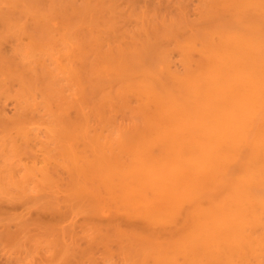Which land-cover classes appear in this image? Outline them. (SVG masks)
<instances>
[{"label": "bare ground", "instance_id": "obj_1", "mask_svg": "<svg viewBox=\"0 0 264 264\" xmlns=\"http://www.w3.org/2000/svg\"><path fill=\"white\" fill-rule=\"evenodd\" d=\"M221 1L225 9L222 7L221 3L217 2V11L222 9L220 11L222 14L217 12L218 15L214 18V20L208 22V24L210 23V25L207 24L208 27L206 25V27L202 26L201 30L193 33L198 40L196 37H191L190 32H187V34L183 37L184 39L182 38L183 43L184 41L186 42V39H188L186 45H183L182 42L179 44V48L181 47L183 49H181L182 51L185 50L188 52H183V55H189L190 53L192 54V52H196V55H199L197 64L187 66V69H190H185L184 73L181 72L178 74V71V73H175V70H172L171 65L169 67V69L171 68L170 70L168 68L166 69V66H162V69L161 66L153 67L150 65L151 61L154 60L156 63L158 59L161 57L163 58L161 55L159 56L160 58H156V60L155 57H157L158 53H152L156 56H150V54H148L149 60H151L150 57H152L151 61H147V54L144 55L142 53L144 55L143 59L145 58V61H143L141 58L142 56L139 57L137 54L136 56L140 59L133 56L129 58L126 53H124L126 56L122 53L123 55L119 54V56L121 55L120 57H114V60H118L119 58L121 60L118 61L121 62L117 63L116 60L110 61V58H107L112 63L107 66L104 65L105 60L103 57L102 60L99 58L101 55L96 54L98 55L97 58H99V60L97 59V65L91 68L84 65L83 69H80L82 72L79 69L76 70L78 71V78H82L84 75L87 76L88 79L84 77L82 78L83 80L79 78L80 81H78H86L87 85L81 82L83 85L85 84V87L93 83L98 85H111V88L109 86L108 88L105 85H100L103 89H101L100 86L97 87L95 84L90 85L91 88H89V90L92 92V95H94L95 92H98V90H103V93H105L106 91L104 92V90L106 87L108 88L106 90H110L113 88L112 86L115 88V84H117V87H120V89L126 93L120 92L118 94L116 91L115 93L117 94L113 95V92H110V94L112 93V96H120L121 93L126 95L132 94L133 96L136 95L140 98V103L142 104L141 107H143V109L139 108L142 110L141 112H144L143 114L145 116L144 123L143 119L142 121L140 120V127H138L140 125L138 122L137 126L135 124L133 125L134 127L132 126L129 128L130 131L129 129L126 131V135L124 133L125 136L119 131L118 133L120 136L122 135L121 137L119 135L118 137L117 135L113 136L114 134H111L113 131L108 134L110 137L112 136L111 138L109 136L107 137L106 134L104 136L102 133L104 131V127L106 132H108L107 129L110 127L108 125H111L110 123H112V116L108 112L109 118L106 117L107 111L105 108H108L110 101H113L114 98L111 99L112 96L105 93L108 98H111L105 99L106 96L104 94L102 96L101 94L100 96L102 98L99 97V99L101 98L100 101L97 102L96 99H98V97H95L96 99L93 98V101L91 95H88L87 93L89 91H84L85 89L82 88L83 85L80 83L82 85L80 86L78 83L77 87L80 86V88H82L81 90H83V92L80 90L81 93L78 91L79 94H81L80 96L82 97V95L85 94L86 96H90L88 98L91 99H88L85 95L83 96L88 99L87 101H90V105L86 106V104L82 103L84 99L83 97L81 99L79 96L81 103L78 102L79 98L77 101L73 97L74 101L76 100V102L79 103L78 106H80V108L77 106L74 107L77 110L80 109L82 112L81 116H83L84 121L88 122L89 125L85 124L84 121L79 122L81 124L83 123V125L78 123L77 125H80V127H78L79 130H76L77 121H81L82 119L79 117L81 119L79 120L75 117V119H77L76 123H70V125L74 124L70 127H74L75 129H73L75 132L79 131L77 134L72 132V134L75 135V138L78 136L82 141H86V139L83 138L85 135L88 136L87 140L90 141L88 143H91V138L94 140V143L92 142V144H89L91 145V148L87 147L85 143L81 144V148L78 144H75V147L73 143L71 144L72 147L69 146L70 148H67V153L69 152L68 155L70 158L72 157L77 164H75V162L68 157V160L65 158L67 160L66 163L71 161L70 165L73 164L71 167H76V165H78V168L76 169L81 170L80 174L84 175L83 177H85V179L83 178L82 180V178H79V181L76 179L75 182L78 181L84 185V189L81 188L82 185L78 182V184H74L73 177L76 176L75 174H79L75 173V171L67 176L69 178L72 175V177L69 178L70 180L67 178L69 184L66 182V179L64 182L71 186L76 184L81 185L80 187L73 186L75 189L73 191L75 192L79 188L77 191H80L81 194H83V190L85 191L87 187L91 188L92 191L95 188L96 192L93 191V193H95L94 195H97L96 198L98 200H92V198H95L92 195H89V197L86 196L89 201L95 202L93 203L96 204V207H94V204L91 202L93 210L97 211L98 207L99 211L100 205H104L106 203L107 207H103L107 208V210H113L114 208V211L109 210L112 212L110 215L116 212V214L113 215L114 218L117 214H119V210L120 212L124 211V213L127 212L128 214L130 210L134 208L137 212H139L138 216L141 214V218L144 219L142 224L145 226L148 225L151 227L154 225L156 227L161 225L160 227H162L161 229H163V232L164 229L169 226L164 233L159 230L160 228L158 229L159 231L157 230V233H154L151 232V228L153 227L146 228L147 226L145 227L143 225V227L146 228V231L145 229L144 231L148 232V234H145V232L142 231L143 227L139 228L137 226H130L132 221H128L126 224L130 226L129 229L133 228V230L131 229L133 232L131 231V234H128L129 229H125V227H123L122 235H120L117 233L119 225H114V221V227L117 226L118 228L115 227V229L112 226V232L114 233L112 237L114 238V236L117 237L119 235L117 237L118 240L116 238L114 239L117 241H114L113 238L110 240L108 236H111V231H109L111 233H109L110 235L107 237H105L108 234L106 231L105 234L103 233L105 236H100L101 239L103 238L104 240H107L105 241L106 245L109 244V242H111V244L118 242L114 243L118 245L120 244L119 241L121 242L123 239L125 240V237L122 238V240H119V238L121 239V236H131L132 240L130 241L133 243L129 242V244H131V249L129 248L130 252L128 253V256H130L129 254L131 252L133 254L134 251L138 254L141 253L142 256H139L140 258H135L136 260H139L137 264H140L141 262L142 264H150V261L152 262L151 264H264V0ZM225 10L226 13H223ZM251 10H254L253 13L256 16L252 17ZM227 11L234 13V15H230L229 18L225 15L227 14ZM219 14L223 15V17ZM220 18H223V20H220ZM211 24L213 26H211ZM80 50L85 52L86 48L82 46ZM83 52L81 57L87 54L88 49L87 52ZM133 53L135 54V52H132L131 54ZM191 57L192 56L190 55V59ZM125 58H128L127 61H124L126 60ZM131 59L134 60L131 61ZM189 60L187 59V64H190ZM193 60L196 62L194 57ZM164 62L166 64V61ZM98 64H100V66H98ZM91 69L93 70V72H91L93 73L92 75H90V71H92ZM83 70L88 71L84 74ZM95 70H97V73ZM81 73L84 75H81ZM94 73L96 75H94ZM91 77H94L95 80ZM98 81H101L100 84ZM96 88L99 89L96 91ZM92 89L94 90V94ZM121 96L123 97V95ZM124 98L125 95L121 98L123 99L122 102L124 101ZM91 100L94 103L96 100V103H92ZM74 101L71 102L77 105ZM125 102L127 101L125 100ZM106 103H108L107 106H105ZM71 104L72 103H70L69 106L72 107L73 105ZM98 104L101 106H98ZM66 105L68 106V103ZM66 105L64 104L65 108ZM82 105L87 107L85 108L84 106L85 109H83L85 111H89L87 110L89 108L91 112L93 110V114L91 113L92 115L95 114L94 109L96 107H101V109H96L102 110L99 111L101 112L100 114H103V118H107V120L104 119V121L106 120V123L101 120V125H103V127H101L99 121V123L96 121L97 124H99L97 126H94V124H96L95 121L94 124H91L90 111L88 112L89 116H87L85 114L86 112H83ZM98 110L95 112L99 114ZM64 111L67 112L66 109ZM79 112H77L78 116L80 115ZM84 114L87 117V120L85 119ZM98 114H96L97 116L94 115L97 119H99ZM75 119H71V122ZM93 119L96 120V118ZM93 119L91 120L93 121ZM62 120H64V118ZM64 122L61 121V123H63L62 125H64ZM107 122L110 123L107 125ZM90 124V128L93 129V135L92 132H87L90 131V128L86 127V125L90 126ZM106 125L108 127H106ZM98 126L103 128V131H101L102 134L100 131L97 132L100 136L96 133L99 129ZM85 127L88 130H85ZM65 128H67L68 131L69 127ZM62 131L64 130L62 129ZM128 131L129 133H127ZM82 132L84 134H82ZM116 132L113 133L117 134ZM66 135L68 136V134ZM60 136L62 137V133ZM102 136H104V139L106 138L105 141ZM122 137L125 140H122ZM109 139H111L112 142L114 141V143H112ZM71 141L73 142L72 139ZM117 141L119 142L117 143ZM62 142L64 143V141ZM60 150L61 152L65 151L63 148ZM62 154L65 153H61L60 155ZM62 157L63 155L61 158ZM66 172L68 173V170ZM86 176L89 177L91 181L89 178L86 179ZM104 176L107 177V179H104ZM98 177H100V179ZM101 178L104 180V183H102L103 180ZM95 179L102 181H98L99 184H97ZM85 180L87 182L89 180L88 184L91 182L99 185V188L101 186L103 190L109 191V193L101 194V192H103L101 189L95 187L94 184L91 186L84 184ZM59 181L61 180L59 179ZM103 184L107 188H104ZM71 186L68 189H71ZM110 187H114V189H110ZM89 188L87 191L90 190ZM111 190L115 193L114 198L112 197L114 194ZM64 191H66V189H64ZM92 191L90 194H93ZM80 192H78V194ZM116 192H119V194ZM85 195L88 194L86 193ZM104 195L106 199L109 198V195H112L111 199L109 198L107 200H111L112 202L114 201L113 203L116 204L109 201L111 204L110 208L109 202L106 199H103ZM66 196L67 198L72 197V194L71 196ZM99 197L101 199H99ZM80 198L84 199L85 197L81 195ZM102 199V202H105L104 200H106L108 203H101L100 201ZM117 199L119 200L118 202H116ZM121 199L126 201L128 205L124 201L121 202ZM88 200L85 201L90 203ZM97 201H99L98 205ZM75 203L76 201H74V204ZM118 205L120 208L128 207L126 208L128 210L130 208L129 212L125 209L121 210ZM98 211L97 213L100 214ZM131 216L133 217V215ZM132 217L130 220L134 218ZM105 224L106 225L104 226H108L107 223ZM126 224L125 226L128 227ZM51 225L52 224L49 226L51 227ZM102 225L99 226V231L97 229L95 230V226H93V231L95 230L94 232H96V234L97 232H104L103 228H100ZM86 227L88 226L86 225ZM112 227H110V229ZM42 229L45 231V228ZM90 229L92 230V227ZM107 229L109 230V228ZM135 229L136 231H134ZM147 229L149 231H147ZM49 230L50 229H48L47 232H51L50 236L55 232L59 233L57 231L53 232L52 230ZM88 230H84L87 231V233H83L91 235V233L88 234ZM123 230H126V232H123ZM139 230L143 233L137 232ZM149 232H151V234ZM124 233L125 235H123ZM42 234L43 233L40 235L42 236ZM55 234L53 236H55ZM92 235L90 237L88 236L89 239H87L86 236H83L86 240L91 241ZM56 236H58V234ZM98 237L99 236L95 238L93 236L92 242L94 243V246H96V244H98L101 240L100 238L97 239ZM43 238H46V236ZM73 238H76L75 235ZM51 239L50 243L52 242ZM80 239L82 240V238ZM80 239L78 240L80 241ZM59 240L57 241V244H53V246H58V242L62 245L61 240ZM74 240H76V244L75 242L72 243V241L71 243L76 246L72 245V247H76V249L83 247L80 244L78 248V240ZM95 240L96 244L94 242ZM104 240L102 242H104ZM124 240L120 246L127 244L126 240ZM102 242H100V244ZM60 244L59 246L61 247ZM100 244L98 245L100 246ZM137 244L139 247H137ZM65 245L67 244H64L63 246L65 247ZM90 245L91 247L87 246L89 251L94 247L91 242ZM134 246L138 248L137 251L136 249L132 250ZM69 247L70 245L66 248ZM87 247L85 248L84 246L81 249L84 250L85 248L87 250ZM110 247L112 246L110 245ZM120 248L123 251L125 246L124 248H122V246ZM59 250L62 249L60 248L58 251ZM66 250L68 252V249ZM66 250L64 248V251ZM73 250H70V252ZM86 250L83 252L80 251L83 258L85 256L84 254L91 255V252L89 253V251ZM101 250L103 251L102 248ZM107 250L108 249H106L105 253L107 252L108 254ZM70 252L69 258L74 256L73 253H75V251L73 253ZM80 252L77 253L79 254ZM93 252L94 251H92V253ZM113 253L115 255V252ZM138 254H136V256H138ZM62 255L64 256L65 253ZM93 255L94 254H92V256ZM65 256V258H68V255ZM76 256H79V259H83L80 257V254ZM86 257L88 259V256ZM131 257L133 259L134 256ZM141 257L143 258L141 259ZM89 259L92 258L89 256ZM140 259L142 261H140Z\"/></svg>", "mask_w": 264, "mask_h": 264}, {"label": "rangeland", "instance_id": "obj_2", "mask_svg": "<svg viewBox=\"0 0 264 264\" xmlns=\"http://www.w3.org/2000/svg\"><path fill=\"white\" fill-rule=\"evenodd\" d=\"M217 2L221 3V5L223 4L221 0H0V264H137L138 263L139 260L138 259L136 260L135 258H140L139 256H142L141 253L139 252L140 250L138 251L140 254L135 253L134 251L133 254L131 252L129 254L130 256H128V253L130 252L129 248L131 245L129 244V242L133 243L132 241H130L132 240L131 236L127 237L126 235L123 237L121 236V239L119 238V240H122V238L124 237L125 240L128 238L127 239L128 241L126 240L127 244L124 243L126 245H121L122 248H124L125 246L124 248L125 252L124 249L122 251L120 248L121 247L120 244L123 242L124 239L121 242L119 241L120 243L118 244L119 246L117 244H114L118 242H114L112 243L113 244L112 245L111 242L109 241H108L109 244L106 245L105 241L107 240L106 239L104 240L102 238L104 240V242H102L103 240L100 238V236L101 237L105 236L104 235L105 231L108 232V234L105 237L110 235L109 233L112 232L114 225H119V230L117 233H119L120 235H122L123 227H125V229L127 228L129 229L130 226L133 227L137 226L139 228H142L144 225L142 224L144 222L143 221L144 219L141 218L140 216L141 214H139L138 216L139 212H137L134 208H132V210H130L129 208L130 210L129 212V210L126 209L128 207L120 208L118 205V207L121 210L122 209L128 210L129 213L128 214L127 212L124 213V211L120 212V210L118 209L119 212L118 211L117 212L119 214H117L113 218V215L116 214V212L110 215V213H112L110 212L112 209L111 210L109 209L110 210L109 211L107 210V208L103 207V206L107 207L105 202L108 201L107 199L109 198L111 199L112 195H109V198L107 199L105 195L103 196V199H106L107 201L104 200L105 202H102L103 199L100 201L101 203H105V204L100 205L99 211L97 207V211L100 213L98 214L96 210H93V205L91 204L92 201H89L87 199L89 195L95 197L92 198V200L95 201V199H97L96 198L97 195H94L95 193H93V191H95V188L93 187L94 190L92 191L91 188L89 187L86 188V186L87 185L91 186L92 184H94L95 187L103 191L101 192V194L109 193V191L103 190L101 186L99 188L98 187L99 185H96L95 183L90 182V184H88L90 178L87 176L86 179L89 178V180L88 182L85 180L84 184L87 185L85 186L86 188L85 191L83 190L82 192L83 194H81L80 191H77L79 189L78 187H77L78 189L76 190L77 192L73 191L75 190L73 186L80 187L82 185L81 183L78 182L79 181L78 179L82 178L83 180V178L85 179V177H83L84 175L80 174L81 170L76 169L78 168V165H76V167L73 166L74 167L73 168L71 167L73 164L70 165L71 161L69 163H66L68 158H70V156L68 155L69 152L67 153L68 151L67 148H70L69 146L72 147L71 145L72 143L74 146L75 144H78L79 147L81 146L82 143L83 144L85 143L87 147H90L91 145L89 144H92V142L94 143V140H92L91 138V143H88L90 141L87 140L88 136L85 135L82 136L83 138L86 139V141L84 139H83L84 141H82L81 138H79L78 136L75 138V135L72 134V132H75L74 131L75 128L73 126L72 127L74 129L70 127L71 125L74 124L70 125V123H76L77 119H75V117H77L79 120L82 119L81 121H77L76 125L79 122L84 121L83 116H81L82 112L80 111V109L77 110L75 108L76 106L80 108V106H78L79 103H81L80 98L82 99V97L85 95L83 94L82 97L80 96L81 94H79V92L80 93L81 91L83 92V90L81 89L84 88L85 89L84 91L91 92L89 90V88H91L90 85L95 84L97 87H99L101 85L100 82L102 81V80L98 81L100 85L93 83V84H89L87 88L84 86L86 84L85 80H84L85 82L81 81L82 83H85L84 85L78 81H80V79L83 80L82 78L84 77L87 78V76L84 74L88 70L87 71L83 70L84 74L81 73V75L83 74L84 77L82 78L79 77L80 79L78 78L79 75L77 74L78 71L76 70L83 69L84 65H86V67L88 66L89 68H91L97 65L99 58L102 59V57L105 60L104 65L107 66L112 64L110 62L111 60L113 61L116 60V59L114 60L115 56H119V54L122 53L123 54L126 53V55H128L127 57L129 58L131 56L135 58H139L140 56H142L141 57L142 59L145 54L147 55L150 54L151 56L153 55L152 53L155 54L158 53L155 59L160 58L159 56L161 55L163 56V58L161 57L160 59H158L156 63L154 60L151 61L152 57H150L151 60H149V55L148 57L146 55V58H148L147 61L152 62V63L150 62V65H152L153 67L161 66V68L162 66L163 67L166 66V69L167 68L169 69L171 65V68L173 71L175 70L174 71L175 73L177 71L179 72V73L177 72L178 74H180L181 72L184 73L185 69L186 70L190 69V68L187 69V66H192L194 64H197L199 60V55H196L197 54L196 52H192L194 56L191 53L189 55L184 54L187 55L184 56L183 52L185 53L187 51L185 50L182 51L183 49L181 47L179 48V44L182 42V38L187 34V32H190L191 37L195 38L196 36L193 33H196V31L198 32L199 30H201L202 26L206 27L209 21L214 20V18L218 15V13H221L220 11L222 9H219L217 11L218 8ZM251 12H252V17L256 16L253 13L254 10H251ZM223 13H226V10ZM232 14L234 15V13L227 11V14L225 15L229 17ZM221 17H223V15H221ZM220 20H223V18L222 19L220 18ZM208 25H210V23ZM211 26L213 25L211 24ZM187 41L188 39H186V42L185 41L184 43L182 42L183 45H186ZM82 46L86 48L85 52H87L88 49L87 54L83 55V57H81L83 51L80 50ZM129 52L131 53L135 52V54L134 53L131 54ZM96 54H99L101 56L97 58L98 55ZM136 54L139 55V57L136 56ZM126 55L124 54V56ZM190 55L192 56L191 59H190ZM193 57L194 59H196V62L193 60ZM107 58H110V61ZM127 59L126 60L123 59V60L127 61ZM162 59L163 60L166 59L164 60L166 61V64ZM187 59L188 60L190 59L189 60L190 64L188 63L189 65L187 64ZM118 60L121 59L118 58ZM118 60H116L117 63L121 62ZM133 60L134 59H131V61ZM143 61H145V58L143 59ZM153 62L156 65H154ZM162 62L164 63V65ZM100 64H98V66H100ZM96 71L97 70H95V72ZM91 72H93V70L90 71V73ZM92 74L93 73H91L90 75ZM94 75L96 74L94 73ZM75 76L77 77V79ZM91 78L94 79V77ZM78 83L80 86L83 85L82 88H80V86L77 87ZM104 85L107 86L106 84H103L101 86ZM108 86L110 87L111 85L109 84ZM115 86H116L115 88L114 86H112L114 89L112 88L110 90H106L109 87L108 88L106 87V89L104 88L105 89L104 92L106 91L105 92L106 94H110V92H113V95H116L117 93L119 94L120 92H124L123 90L120 89V87H117L118 86L117 84H115ZM98 89L99 88H96L95 90L97 91ZM116 91L117 93H115ZM89 92L87 93L88 95L89 94L91 95L92 99L95 97L96 98L98 97L99 99V97H101L100 96L101 94L102 96L103 94L106 96L105 99L108 98V96L105 93H103V90L100 91L98 90V92H95V94L93 90L94 95H97L99 93L97 96H94L92 95V92L91 93ZM124 93L123 94L121 93V95H123V97L125 95L126 98V99L124 98L123 102H122L123 99H121L123 97L121 95H120L121 97L118 95L116 96L117 97L116 98L115 96L111 95L112 93L110 94L112 96V98L111 97L110 98L111 99L114 98V100L110 101L108 108L107 109L105 108V110L107 111L106 112L107 118H109L108 112L112 116L111 119L112 123L107 122V125L109 123L111 124L108 125L110 127L106 125V127H108L107 129L108 132H106L105 127L103 131L102 130L103 128H100L98 126L100 130L94 128L97 130L96 133L99 131L101 133V131H103L102 133L104 134V136L106 134V136L108 137L109 136L108 134H110V132L117 131L116 132L117 134L113 132L111 134L112 135L114 134L113 136L117 135L118 137L119 135L118 131L123 133L122 135H124V133L126 135V131L135 124L137 126L138 122L140 124L138 127H140L141 126L140 122L142 121V119L144 123V119H145L144 118L145 116L143 114L144 112H141L142 110L139 109V108L143 109V107H141L142 104L140 103V98L136 95L134 96L132 94L126 95ZM73 97L76 100L79 98V101L77 100L79 103H77L76 100L74 101ZM85 97L88 98L90 96L85 95ZM85 97H83L84 99L82 103L86 104V106L90 105L89 104L90 101L87 100L91 98L86 99ZM98 99H96L97 102L100 101V99L99 100ZM125 100L127 102H125ZM71 101L76 102L77 105L73 104V102ZM93 101L92 103H94ZM67 103L68 106L66 105ZM70 103H72L71 104L73 105L72 107L69 106ZM64 104L66 105V108ZM100 104H98V106ZM107 104L108 103H106L105 106H107ZM84 106L82 105V109L84 108ZM86 106L85 108H87ZM136 106L138 107V110ZM96 108L101 109V107H96ZM96 108L94 109L95 116H97L96 114H98L95 112L96 110H98ZM65 109L67 112L64 111ZM84 109L83 112H86L85 114L87 116H89L88 115L89 111H90V116L91 117L93 116L92 118L90 117L91 124L92 123L94 124L96 121L97 122L99 121L101 125V120L102 121H104V119L107 120L106 117L103 118L102 116L103 114H100L101 112L99 111L102 110H98L99 119H97V117L92 115L93 110L91 112L90 108L87 109L89 111H85ZM76 110L77 112L79 111L81 112V113L79 112L80 114L79 116ZM63 118L65 122L64 120H62ZM70 118L71 119L74 118L75 122L74 121L71 122ZM93 118H96V120H94ZM85 119L87 120L86 116ZM91 119H93V121ZM106 120L104 121L105 123ZM61 121L64 122V125H62L63 123H61ZM84 122L85 124L89 125L88 122L86 121ZM97 122L96 124H94V126L99 125L97 124ZM91 124L90 126L86 125V127L90 128ZM81 125H83V123ZM64 126L69 127L68 131L67 128H65ZM76 127L77 130L78 127H80V125L79 126L77 125ZM86 127L84 129L88 130ZM101 127H103V125H101ZM62 129L64 131H62ZM92 131L93 129L90 128V131L87 132L90 133ZM129 131L127 133H129ZM77 132L79 131H76L75 133L77 134ZM61 133H62V137L60 136ZM66 134H68L69 137ZM82 134L84 133L82 132ZM98 136H100V134H98ZM104 136L102 137L103 140L105 141L106 138L104 139ZM71 139L73 140V142L71 141ZM122 140L125 139L123 138ZM62 141H64V143ZM118 142L119 141H117V143ZM112 143H114V141ZM62 148L63 150L65 149L66 152L63 150H62L63 152H61L60 149ZM83 149H79V150H83ZM61 153H65L62 154L63 159L61 158L62 156L60 155ZM70 159L74 161L72 157ZM74 162L75 164H77L76 161ZM67 170L68 173L66 172ZM73 171H75V173H79V174H75L76 176L73 177L74 184L78 182L81 185H77L78 183L72 186L68 185L69 183L67 180L68 178L67 176L70 175V173L72 174ZM70 177H72V175ZM98 178L100 179V177ZM59 179L61 181H59ZM76 179L78 181L75 182ZM99 179L97 180L95 179L97 184H99L98 183ZM104 179H107V177H105ZM65 181L68 184L64 183ZM102 183H104V180ZM70 186L71 189L73 187L72 189L73 192L72 191L70 192L71 189H68L70 188ZM83 187L84 185L81 186V188ZM88 188L90 189L89 191H87ZM104 188L107 187H105L104 185ZM64 189H66V191L68 192L64 191ZM110 189H114V187H110ZM91 191L93 194H90ZM78 192H80L79 194H81L85 198L81 199L80 198L81 195H79ZM86 193L88 195H85ZM112 193L114 194L112 196L114 198L115 193L114 192ZM71 194L72 197L67 198L66 195L71 196ZM117 194H119V192ZM100 197L99 199L102 198ZM85 200L86 201L88 200L90 203L86 202ZM121 200H120L121 202L124 201L123 199ZM74 201H76L75 204ZM118 201L119 200L117 199L116 202ZM98 202L99 201H97V205ZM124 202L128 205L126 201ZM94 207H96V204H94ZM110 208H111V204H110ZM112 211H114V208ZM131 215H133V217L137 219L135 220ZM131 217L133 218L132 220H130ZM128 221H132L133 224L131 223L130 226H128V224H126L128 223ZM105 223L107 224L110 223L108 224V226L109 225L110 226L109 227L104 226L106 225ZM50 224H52L51 227L49 226ZM125 224L128 227H126ZM45 225H47L48 228ZM86 225L88 227H86ZM100 225H102V227L100 228H103L104 232H97L96 234V232L94 231L96 229L98 230ZM93 226H95L94 231H93ZM146 226H145L146 228L149 227L148 225ZM160 226L155 227L153 225L151 226L153 228L151 227L149 228H151L152 229L151 232L154 233H157V230L159 228H160L159 230L163 232V229H161L162 227ZM89 227L90 228L92 227V230ZM110 227L112 228L110 229ZM115 227L118 228L117 226ZM145 227L142 228L143 232L146 231ZM42 228H45V231ZM107 228H109V230ZM167 228H169V226H167ZM46 229L47 230L50 229L53 232L57 231L59 233L55 232L56 233V234L54 233L55 236H53L54 234L50 236L51 232L48 233ZM131 229L133 230V228ZM131 229L128 230V234L132 231ZM136 229L134 231H136ZM166 229H164V232ZM84 230H88L89 231L88 234L91 233V235L94 232V234L92 235V240H93V236L95 238L99 236L97 239L100 238L102 241L100 240L98 244L102 242L101 243L102 245L100 244V246L102 247L96 244V240L94 241L96 246H94L92 240L91 241L86 240V238L89 239L91 235L85 234L87 233V231ZM140 230L137 232L141 233L142 231L140 232ZM124 231L126 232V230H123V232ZM147 231L149 230L147 229ZM151 232L149 233L151 234ZM41 233H43L42 236L40 235ZM146 233L148 234V232H145V234ZM57 234L58 236H56ZM113 234L114 233L112 232L111 236H108L110 240L111 238H113L112 237ZM74 235L76 238H73ZM83 235L84 236L87 235L86 238ZM123 235H125V233ZM45 236L46 238H43ZM117 237L114 236V238L116 239ZM80 238H82V240ZM114 238L113 240L115 241L116 239ZM50 239L52 241L51 243H50ZM57 239L58 240L60 239L62 243L61 245L60 242H58V246L60 244L61 247L60 246L59 247L62 249L59 251L58 249L60 248L57 245L56 247L55 245L53 246V244H57L58 241ZM74 239L77 240L80 239V241L79 240L77 241L78 248L80 244L83 247L85 246V248L87 246L91 247L90 245L91 242L92 245L94 246V247L92 246L93 247L92 249L96 248L95 249L96 251L90 248L89 251L88 247L87 250L85 248L84 250L81 249L83 247H80V249H76V247L75 248L72 247V245L76 244V240ZM71 241L72 243L75 242V244H72ZM63 243L67 244L68 246L70 245V247L66 248L68 247L67 245H65L64 247ZM110 245L112 247H110ZM134 247L132 250L136 249L137 251L138 248H136V246ZM137 247H139L138 244ZM64 248L65 250L68 249V252L67 250L64 251ZM101 248L103 249V251L101 250ZM69 249L70 250L75 249V250L70 252ZM106 249H108L107 250L108 254L107 252L105 253ZM82 250L89 251V253L91 252V255L84 254L85 256L83 255L84 256L83 258L81 256V252H83ZM91 250L94 252L92 253ZM74 251L76 255L80 254V257H82L83 259L81 258L79 259L78 258L79 256H76L75 253H73ZM69 252L73 253L74 256L72 257L70 256L71 258H69ZM77 252L80 253L78 254ZM111 252L113 255L111 254ZM113 252H115V255ZM64 253L65 255H68V258H65L66 256L62 255ZM92 254L94 255L92 256ZM116 254L117 257L119 256L118 258L116 257ZM136 254H138V256H136ZM105 255L106 256L111 255V256L106 257ZM86 256H88V259ZM89 256L92 259H89ZM131 256H134L133 259ZM142 258L143 257H141V259ZM141 259L140 261H142ZM149 263L151 264L152 262L150 261ZM140 264H142V262Z\"/></svg>", "mask_w": 264, "mask_h": 264}]
</instances>
